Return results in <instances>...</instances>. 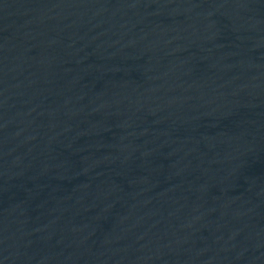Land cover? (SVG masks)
I'll list each match as a JSON object with an SVG mask.
<instances>
[{"label": "water", "instance_id": "95a60500", "mask_svg": "<svg viewBox=\"0 0 264 264\" xmlns=\"http://www.w3.org/2000/svg\"><path fill=\"white\" fill-rule=\"evenodd\" d=\"M0 264H264V0H0Z\"/></svg>", "mask_w": 264, "mask_h": 264}]
</instances>
